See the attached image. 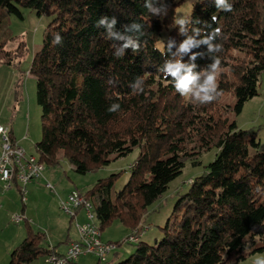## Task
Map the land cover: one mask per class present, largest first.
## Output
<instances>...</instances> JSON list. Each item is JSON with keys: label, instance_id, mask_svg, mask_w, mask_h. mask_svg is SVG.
<instances>
[{"label": "trees", "instance_id": "16d2710c", "mask_svg": "<svg viewBox=\"0 0 264 264\" xmlns=\"http://www.w3.org/2000/svg\"><path fill=\"white\" fill-rule=\"evenodd\" d=\"M181 1L0 0L3 63L20 61L26 48L10 29L11 14L22 17V8L52 14L29 66L41 108V135L35 142L39 160H67L76 172L85 173L139 149L121 188L114 190L112 173L83 191L100 229L114 218L130 230L139 227L147 206L185 162L197 165L204 151L215 148L205 168L178 191L161 236L152 243L139 236L132 241L134 249L115 264H240L249 251L264 248V147H259L255 129L238 126L229 116L258 93L264 72V0H226L230 12L218 10L215 0H195L191 21L183 26L186 32L176 22ZM113 19L112 31L124 39L109 36ZM208 24L221 29L222 35L210 41L221 50L199 43L181 54L186 64L192 63V53L203 54L196 57L194 74L211 71L216 55L220 60V94L200 104L191 93H177L173 78H165L160 68L176 59L172 54L188 36L202 41L211 32ZM9 42H15L13 49ZM140 77L144 83H138ZM227 92L232 102L221 101ZM112 104L120 108L107 111ZM137 230L140 235L142 228ZM45 239L42 230L28 228L11 249L8 264L61 253L55 245H45Z\"/></svg>", "mask_w": 264, "mask_h": 264}, {"label": "rangeland", "instance_id": "374dc122", "mask_svg": "<svg viewBox=\"0 0 264 264\" xmlns=\"http://www.w3.org/2000/svg\"><path fill=\"white\" fill-rule=\"evenodd\" d=\"M194 1L182 0L176 6V20L190 12ZM22 11V17L15 14L10 15V29L14 35L17 34L25 40L24 54L20 61L11 64L0 62V125L9 127L10 136L12 128L15 141L25 149L26 153H34L37 156L35 142L41 135V108L36 100L35 77L29 72V66L34 50L41 45L44 28L51 20L52 14H37L35 10L30 8H22ZM161 44V41L158 42V45ZM7 46L13 49L15 42H9ZM257 89L258 93L244 102L242 110L238 114L229 112V116L230 119L236 121L238 126L255 129L259 147L262 148L264 147V72L260 74ZM221 101L225 103L232 102L233 96L228 92L223 93ZM138 152L139 149L134 147L126 154L110 159L107 164L85 173L76 172L67 160H60L59 163L55 164L44 161L42 177L45 176V178L43 177V183L37 188L26 185V204L31 219L26 216L25 219L31 220V224L36 230H44L49 241H54L53 233L62 234L64 232L65 221L71 224L68 228L69 236H73L77 231L75 220H72V218L68 220L70 215L60 209L59 201L74 189H79V192L84 194L83 191L89 188L98 178L108 177L112 173H116L113 175L114 190L121 188L129 177L131 164ZM3 153L6 152L3 150L1 152L0 147V158ZM214 155L215 148L213 147L201 154L199 157L200 163L197 165H192L187 160L180 174L168 183V187L162 195L147 206L142 221L137 227L140 230V227L148 226L142 230V240L152 243L161 236V227L174 211L178 191L186 190L189 179L200 173ZM46 181H50L53 185L51 189L45 186ZM2 186L3 182L0 181V189ZM18 191L16 192L12 188L2 191L5 198L1 201L0 206V264H8V246L11 242H14V240L10 241L11 237L17 229L16 227L19 224H24L22 222L24 219L18 223L11 219L13 214H23L20 209L23 200ZM39 224H43L44 228H40ZM137 228L134 227L133 230H130L129 226H126L118 218H114L100 229L101 238L102 240H121L126 235H138L136 234ZM61 236L63 238V234ZM134 243L128 241L117 246L106 260H99L98 264H115L128 256L134 249ZM58 246L60 249H64V242H60ZM45 255H40L35 262L31 261L23 264H51L45 261ZM258 259H264V248L249 251L245 258L240 260V264H255ZM96 260L97 258L91 253H85L79 255L75 261L79 264H95ZM66 264L72 263L68 261Z\"/></svg>", "mask_w": 264, "mask_h": 264}, {"label": "built area", "instance_id": "2783aa9c", "mask_svg": "<svg viewBox=\"0 0 264 264\" xmlns=\"http://www.w3.org/2000/svg\"><path fill=\"white\" fill-rule=\"evenodd\" d=\"M9 127L0 125V147L6 153L0 158V181L3 182L2 191L9 189L16 184L23 202L26 199V185L38 177H42L43 172L34 163V158L29 156L25 149L18 144L9 134ZM45 186L52 188L50 181L45 182ZM1 206V201H0ZM60 208L66 212L72 220H75L77 229V238L71 240L62 253H48L45 255V261L51 264H66L75 260L81 254L91 253L98 260H106L108 255L113 252L117 246L128 241H135L140 235H126L123 239L116 240H97L96 234L91 231L90 218L86 214V196L79 192V189L71 190L66 197L59 201ZM83 210L85 219L80 221L77 217L78 210ZM12 221L19 222L25 219L24 214H13ZM27 219V218H26ZM148 226H142V230ZM142 233V232H141Z\"/></svg>", "mask_w": 264, "mask_h": 264}, {"label": "clouds", "instance_id": "9594fccd", "mask_svg": "<svg viewBox=\"0 0 264 264\" xmlns=\"http://www.w3.org/2000/svg\"><path fill=\"white\" fill-rule=\"evenodd\" d=\"M215 5L218 10L230 12L232 10V4L226 2V0H215ZM151 7L150 5L148 6ZM191 16L186 14L184 17H180L176 20L181 27V32H186L187 29L183 27L186 23H190ZM105 21L102 20L101 23ZM217 22V17L215 15L212 16V23ZM115 24V20L113 19L112 23L108 25L109 36H115L117 39H124V37L118 33L112 31L113 25ZM139 27L138 25H135ZM207 29H211V32L207 34L202 41H197L193 36H188V38L180 45L177 52L173 53L172 55L176 57V59L166 61L164 66L160 68V71L164 74L165 78L171 76L174 82V88L177 93H179L182 97H188V94L191 93L192 96L200 101V104H208L213 102L219 96L218 92V84H217V71L220 65V60L215 56V62L210 65L211 71L209 69H204L200 73H193V68L195 65V60L198 55H203L202 53H192L190 56V61L192 63L186 64L182 61L181 54L189 51L192 47L198 45L199 43H208L209 49H215L216 53L221 50L220 44H211L210 41L215 39L217 36H221V29L219 27L212 28L211 24L206 25ZM194 32L197 35L200 34V29L194 28ZM57 41L60 40L59 34H56ZM131 41L129 40L123 47H127L128 43ZM171 43L169 42L167 46V52L171 50ZM138 47V46H137ZM135 50V49H134ZM160 50V49H159ZM161 54H165L164 51H161ZM118 55H122V49L118 52ZM201 77H204L203 83H201ZM138 83H144L142 77L138 78ZM212 93H215L213 95ZM120 108L119 104H112L108 107L107 111L109 112H116ZM255 264H264V259H258Z\"/></svg>", "mask_w": 264, "mask_h": 264}, {"label": "crops", "instance_id": "0c3cea01", "mask_svg": "<svg viewBox=\"0 0 264 264\" xmlns=\"http://www.w3.org/2000/svg\"><path fill=\"white\" fill-rule=\"evenodd\" d=\"M10 128H11V126H10ZM11 134H12V136L14 137V134H13V131H12V128H11ZM14 139H15V137H14ZM44 178H45V176H43ZM43 177H38V179L36 178V179H33L32 181H30L28 184H27V186L28 185H30V186H32L33 188H37L38 186H40V184L41 183H43ZM10 188H12L13 190H15L16 192L18 191V188H17V186H16V184H14L12 187H10ZM32 191V190H31ZM19 192V191H18ZM4 198H5V196H4V194H2V189H0V201H3L4 200ZM10 206V205H9ZM60 207V206H59ZM21 209V211H22V213L26 216V217H28V219H31L30 218V213H29V211H28V208H27V204H26V199H25V201L23 202V205H22V207L20 208ZM61 209V208H60ZM67 214V213H66ZM27 215H29V216H27ZM83 216V217H82ZM77 217H78V219L80 220V221H82L83 220V218H84V212H83V210H78V212H77ZM68 220H71V217H69V219ZM24 224L22 225V224H19L16 228V230L14 231V234H13V236L11 237V240L10 241H13L14 240V242H11L10 243V246H8L9 247V254H10V251H11V249L16 245V244H18L25 236H26V234H27V231H28V228H32V229H34V230H36L35 229V227H33V225L31 224V220L30 221H28L27 219H24V221H22ZM6 223V222H5ZM16 223H18V222H16ZM40 223H42V222H40ZM40 225V228H44V225L43 224H39ZM70 223H68L67 221H65L64 222V232L62 233L63 234V238H62V234H52V237H53V240L54 241H49L48 239H47V237H46V239H45V241H44V244L45 245H48V246H52V245H55V249L58 251V252H64L65 250H66V248H67V246H68V244H69V242L71 241V240H74V239H76L77 238V231H75V234L73 235V236H69V227H70ZM38 229V228H37ZM38 230H40V229H38ZM42 230V229H41ZM43 232H45L44 230H43ZM45 235H46V233H45ZM142 237V236H141ZM140 237V238H141ZM62 238V239H61ZM60 242H64V249H60V247L58 246V244L60 243ZM93 255V254H92ZM96 257V256H95ZM97 258V257H96ZM36 260H38V257L36 258V259H34L33 260V262H35ZM75 263L76 264H79V262H77V261H75ZM96 263H97V260H96ZM95 263V264H96ZM23 264V263H22Z\"/></svg>", "mask_w": 264, "mask_h": 264}, {"label": "bare ground", "instance_id": "6f19581e", "mask_svg": "<svg viewBox=\"0 0 264 264\" xmlns=\"http://www.w3.org/2000/svg\"><path fill=\"white\" fill-rule=\"evenodd\" d=\"M28 154V153H27ZM29 156L34 158V163L41 169V171L43 172L44 170V164L39 160V158L34 155V154H28ZM86 214L87 216L90 218V223H91V231L96 234V239L97 240H102L101 238V230L98 227V224L96 222V216H95V212H94V207H93V203L91 201H89L86 198ZM72 263V262H71Z\"/></svg>", "mask_w": 264, "mask_h": 264}]
</instances>
